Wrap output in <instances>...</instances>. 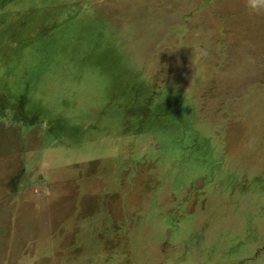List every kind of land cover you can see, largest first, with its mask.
<instances>
[{
  "label": "rangeland",
  "instance_id": "1",
  "mask_svg": "<svg viewBox=\"0 0 264 264\" xmlns=\"http://www.w3.org/2000/svg\"><path fill=\"white\" fill-rule=\"evenodd\" d=\"M0 264H264V0H0Z\"/></svg>",
  "mask_w": 264,
  "mask_h": 264
},
{
  "label": "trees",
  "instance_id": "2",
  "mask_svg": "<svg viewBox=\"0 0 264 264\" xmlns=\"http://www.w3.org/2000/svg\"><path fill=\"white\" fill-rule=\"evenodd\" d=\"M23 81H24V80H23ZM19 85H23V83H20ZM19 85H18V86H19ZM31 85H32V84H31ZM26 88H27V90H29V87H28V86H26ZM31 88H32V86H31ZM23 94H25V93H22V94H21V93H19V95H20V99H19V101H18V102H19V104H20V103H22V102L24 101V100H21V99H22V97H26V96H23ZM21 95H22V96H21ZM27 100H28V99H27ZM27 100H25V102H23V104H24V103H26V102H27ZM19 107H20V105H19ZM21 107H22V105H21ZM21 107H20V109L22 110V108H24V107H22V108H21Z\"/></svg>",
  "mask_w": 264,
  "mask_h": 264
}]
</instances>
